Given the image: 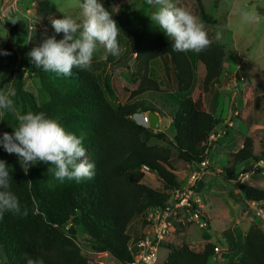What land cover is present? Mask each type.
Instances as JSON below:
<instances>
[{
	"label": "trees",
	"instance_id": "trees-1",
	"mask_svg": "<svg viewBox=\"0 0 264 264\" xmlns=\"http://www.w3.org/2000/svg\"><path fill=\"white\" fill-rule=\"evenodd\" d=\"M196 1L204 11V0ZM83 2L79 0L80 6ZM100 2L120 28L118 40L122 49L125 43L135 56L128 70L137 87L125 89L129 96L124 104L111 105L103 82L91 68H74L71 77L37 69L29 56L31 49H23L15 42L19 32L16 22L12 23L7 39L0 46V90L6 91L15 84L16 96L24 102L21 114H27L28 110L42 112L58 121L66 131L82 137L87 160L95 164L93 179L61 182L48 172L52 165L38 163L25 174L24 170L7 162L8 153L0 146V160L6 162L12 176L11 190L29 212L27 216L6 213L0 219V248L6 264H27L26 257L42 259L44 264H99L84 255L79 244L82 239L97 254L107 253L120 264L131 263L133 257L128 249L133 238L129 233L131 224L150 211H165L173 192L183 188L172 163L173 151L178 159L195 166L193 171H196L199 164L209 158L212 147L209 148L208 140L223 122L208 110L202 97L226 76V55L219 42L212 39L209 49L195 53L206 71L203 92L197 99L187 95L178 104L158 102L165 91L150 74L152 62L160 59L176 90L189 93L196 79L194 53L173 51L171 38L162 30L149 34L126 28L129 7L123 5L115 13L106 0ZM219 2L216 0L217 6ZM123 60L122 54L108 57L112 67ZM27 74L39 80L48 95L46 102L40 103L33 93L24 91L23 80ZM17 97H13L14 100L18 101ZM149 112L172 119L175 131L172 138L132 119L134 115ZM17 123L16 117L5 111L0 120V136ZM224 155L227 164L222 171L227 180H237L248 171V165L262 158L256 155L255 140L250 136L244 138L238 151ZM145 166L159 178L164 191L143 182ZM209 166L217 170L211 161ZM239 190L248 201L264 202L262 189L241 184ZM222 240L223 264H264V228L258 223L247 231L240 228L225 231ZM215 247L210 243L202 251H196L187 243L168 244L164 264H209Z\"/></svg>",
	"mask_w": 264,
	"mask_h": 264
},
{
	"label": "rangeland",
	"instance_id": "rangeland-1",
	"mask_svg": "<svg viewBox=\"0 0 264 264\" xmlns=\"http://www.w3.org/2000/svg\"><path fill=\"white\" fill-rule=\"evenodd\" d=\"M106 2L115 13L123 5L129 7L130 14L125 23L126 28H135L149 34H156L161 30L148 17L151 14V9L146 5L145 0H106ZM175 2L178 6L187 8L202 19L211 39L217 41L216 33H222V39L217 42L222 45L225 51L224 73L226 76L221 83L213 87L210 93H204L202 97L208 110L214 112L223 121L219 128H222L223 124L230 119L234 126L229 129L228 136H224L209 146V148L212 147L209 156L211 165H215L217 170L209 168L203 180L194 186L196 197L200 199L198 205L201 211L200 218H193L191 213L185 209L175 208L173 210L168 217L170 228L168 236L160 248L157 264H164L166 261L168 244L181 246L183 243H187L193 250L202 251L210 243L223 247L222 234L225 231L232 228L247 231L257 221L248 200L239 190V185L247 184L264 190L263 174L248 173L240 175L237 180H227L222 171V167L227 164L224 154L238 151L246 136L255 140L256 155H262L264 158V0H220L218 6L216 0H204V11L200 10L196 0H175ZM241 8L255 12L261 17V21L257 24L244 23L239 15ZM20 9L23 12L16 18L19 32L15 42L19 47L29 48L31 51L40 46L45 38V33L48 37L55 35L58 41L63 39L62 33H55L50 18L63 19L66 16L76 19L77 22H81L83 19L79 0H37L34 6L31 5V0H25L24 6H21ZM31 19L34 21L35 31L29 36L28 24L31 23ZM10 28L11 25L0 24V46L7 39ZM109 55L110 53L100 47L94 54L90 68L98 74L103 82L108 101L117 107L128 99L129 93L125 89L133 90L137 87L132 83L131 72L128 70L134 58L126 66L112 67L108 62ZM131 55L130 49L124 43L123 58L127 59ZM193 61L196 79L194 87L186 94L179 93L168 80L164 63L160 59L152 62L150 74L160 82L165 91V94L157 100L158 102L169 101L178 104L187 95L194 99L199 97L203 92L202 80L205 67L198 61L195 53ZM241 74L246 77L245 82H237L233 86L231 78ZM9 89L14 91V97H17L15 84L8 86L6 91ZM23 89L33 93L40 103L48 100V95L42 89L39 80L30 74L24 77ZM17 99L19 100H14L16 112L21 114L24 102L19 97ZM29 111L31 110H28L27 113ZM235 111L238 112L237 116L234 115ZM13 115L16 117L15 114ZM141 115H134L132 119L135 121V117L138 119ZM1 117L2 115H0V120ZM171 122L170 117H165L159 130L150 129L158 133L164 132L172 138L175 131ZM17 126L18 123L7 128L5 132L13 134V128ZM84 159H88L87 152ZM7 162L23 170L20 158L16 154H8ZM172 163L176 169L178 181L188 187L189 175L195 166L178 159L175 151H173ZM145 174L144 183L154 189L164 191L163 185L156 175L150 172ZM148 216L140 217L132 223L129 233L133 238L143 235L148 227ZM135 225H138L141 230L136 231ZM79 244L84 255L92 262L117 264L107 253L93 252L83 239ZM0 264H6V258L1 248Z\"/></svg>",
	"mask_w": 264,
	"mask_h": 264
},
{
	"label": "clouds",
	"instance_id": "clouds-1",
	"mask_svg": "<svg viewBox=\"0 0 264 264\" xmlns=\"http://www.w3.org/2000/svg\"><path fill=\"white\" fill-rule=\"evenodd\" d=\"M151 9L148 15L172 40V49L177 52L200 54L212 46V39L206 31L205 23L185 7L178 6L175 0H145ZM82 21L64 16L63 19L50 18L56 34H63L57 40L53 35L45 38L40 46L30 53L35 67L44 72H52L65 77L73 75V69L87 70L91 67L94 54L103 47L114 57H119L123 49L118 37L120 28L113 15L100 0H84ZM241 20L257 24L261 17L247 8L239 11ZM215 39H222L217 32ZM3 55L10 53L3 52ZM15 92L0 90V115L5 111L16 115L18 126L13 134L7 132L0 136V146L8 154H16L25 174L30 167L43 163L54 177L64 182L75 180L77 183L91 180L95 176V164L84 159L86 150L83 138L65 130L58 121L48 118L44 113L18 114L13 97ZM12 176L5 161L0 160V219L4 214L27 216L26 206L11 190ZM31 184V182H29ZM27 264H44L42 259L27 258Z\"/></svg>",
	"mask_w": 264,
	"mask_h": 264
},
{
	"label": "built area",
	"instance_id": "built-area-1",
	"mask_svg": "<svg viewBox=\"0 0 264 264\" xmlns=\"http://www.w3.org/2000/svg\"><path fill=\"white\" fill-rule=\"evenodd\" d=\"M25 0H0V24L12 25L16 22V18L23 12L21 6H24ZM37 0H31V5H36ZM21 5V6H20ZM28 11V9H27ZM17 23V22H16ZM35 31L34 21L31 19V23L28 24L29 36ZM240 68V67H239ZM245 76L239 75L232 77L233 86L237 82H245ZM234 115H238L235 111ZM140 125L150 128L148 113L142 114L138 119L135 117ZM233 122L229 121L223 124L222 128H219L217 132L212 134L208 140V146L212 145L213 142L224 138L229 135V129L233 128ZM208 152L210 149L207 150ZM210 165V159L206 158L201 162L196 171H193L189 175V185L183 186L181 190L173 192L169 207L165 210L150 211L147 215L148 227L144 231L143 235L139 238H132L129 242L128 249L133 257V261L128 264H157L159 261V251L162 244L165 242L170 224L168 223V217L176 208L185 209L191 213L193 218L199 219L201 211L199 208H195L194 205H199L200 199H197L195 188L200 181L203 180L205 175L208 173ZM247 172L241 174L245 175L248 173H259L264 175V158H261L258 162L251 163ZM244 169V166L242 167ZM144 173L150 172L148 167L143 168ZM248 204L254 211V218L259 225L264 227V202L248 201ZM224 251L223 247L216 246L215 253L211 258L209 264H223L221 261V254ZM120 264V263H117Z\"/></svg>",
	"mask_w": 264,
	"mask_h": 264
},
{
	"label": "water",
	"instance_id": "water-1",
	"mask_svg": "<svg viewBox=\"0 0 264 264\" xmlns=\"http://www.w3.org/2000/svg\"><path fill=\"white\" fill-rule=\"evenodd\" d=\"M134 55H131L130 57H128L127 59L119 62L116 64L115 67L117 66H126L128 65L129 61L134 58ZM148 118H149V123H150V128L153 130H159L160 128V123H159V116L158 114L154 113V112H149L148 113Z\"/></svg>",
	"mask_w": 264,
	"mask_h": 264
},
{
	"label": "crops",
	"instance_id": "crops-1",
	"mask_svg": "<svg viewBox=\"0 0 264 264\" xmlns=\"http://www.w3.org/2000/svg\"><path fill=\"white\" fill-rule=\"evenodd\" d=\"M205 73H206V71L204 70V74H203V78H204V76H205ZM226 75V74H225ZM210 93V92H209ZM186 94V93H185ZM203 96H204V94H203ZM218 102V101H217ZM216 109H217V104H216ZM214 113V112H213ZM238 113V112H237ZM234 114V113H233ZM162 120H163V118H160L159 117V123L161 124V122H162ZM234 137V136H233ZM245 138V137H244ZM244 138H243V140H244ZM242 146H243V141H242V143L240 144V148H242ZM220 148V147H219ZM239 148V149H240ZM238 149V150H239ZM212 151V150H211ZM256 153V152H255ZM134 223V222H133ZM132 225V224H131ZM264 228V227H263ZM130 229V228H129ZM140 229V227L138 226V225H135V230L136 231H138ZM141 230V229H140Z\"/></svg>",
	"mask_w": 264,
	"mask_h": 264
}]
</instances>
